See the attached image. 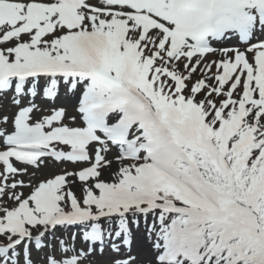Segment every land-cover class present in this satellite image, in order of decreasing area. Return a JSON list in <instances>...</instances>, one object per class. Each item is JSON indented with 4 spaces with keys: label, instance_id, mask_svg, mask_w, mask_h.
<instances>
[{
    "label": "snow or ice",
    "instance_id": "6c2138e0",
    "mask_svg": "<svg viewBox=\"0 0 264 264\" xmlns=\"http://www.w3.org/2000/svg\"><path fill=\"white\" fill-rule=\"evenodd\" d=\"M0 264H264V0H0Z\"/></svg>",
    "mask_w": 264,
    "mask_h": 264
}]
</instances>
